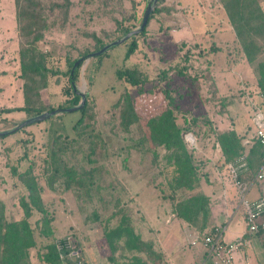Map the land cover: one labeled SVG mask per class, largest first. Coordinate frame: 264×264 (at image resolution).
Listing matches in <instances>:
<instances>
[{
    "label": "rangeland",
    "instance_id": "1",
    "mask_svg": "<svg viewBox=\"0 0 264 264\" xmlns=\"http://www.w3.org/2000/svg\"><path fill=\"white\" fill-rule=\"evenodd\" d=\"M18 1L0 0V131L28 119L24 112L16 111L25 106L19 51L25 43L22 28L28 22L21 15L26 3ZM225 1L163 0L156 4L160 11L149 19L143 35H134L137 49L128 59L124 54L129 39L99 57L87 56L96 52L95 37L107 45L125 35L115 31L116 22L134 16V21L123 24H134L131 30L137 29L151 0L28 2V9L46 26L36 46L49 56L48 68L59 71L48 77V85L39 91V102L34 105L63 109L67 105L63 91L69 86L65 59L81 58L74 84L78 91L86 92L88 108L76 131L72 126L79 114L69 112L0 137V215L6 222L23 219L20 200L25 197L29 201L18 175L29 170L27 177L36 178L39 187L38 200L44 212L33 208L27 219L35 240L26 252L28 264H47L43 261L47 245H57L60 240L67 242V248L64 245L55 264H76L73 255L78 251L86 256L93 253L103 263L111 248L114 260L120 263L157 264L149 258L145 245L129 250L121 238L110 247L104 234L123 216L125 225L132 227L139 239L147 230L143 229V217H153L159 228L154 232H163L165 220H170L171 227L181 225L175 213L178 204L187 196H205L204 192L215 214L224 209L233 214L238 201L230 175L214 171L208 179L205 170H229L216 147L218 132L232 126L241 138L250 136L253 107L248 96L259 90L257 69L264 63V33L251 32L253 59L249 62L228 22ZM255 1L256 10L242 14L246 27L264 24V0ZM126 68L136 69L146 80L143 94L116 77V70ZM161 90L171 92L175 123L182 130L199 181L206 179L203 191L198 183L193 191L173 192L177 178L174 158L179 155L152 142L146 128L148 119L167 109ZM125 94L133 100L138 117L127 128L121 117ZM52 150L58 154L59 166L77 173L68 188L67 177L51 178ZM216 186L220 189L212 190ZM225 188L232 198L227 206L221 204ZM239 213L237 206L234 214ZM45 218L50 221L46 223Z\"/></svg>",
    "mask_w": 264,
    "mask_h": 264
},
{
    "label": "trees",
    "instance_id": "2",
    "mask_svg": "<svg viewBox=\"0 0 264 264\" xmlns=\"http://www.w3.org/2000/svg\"><path fill=\"white\" fill-rule=\"evenodd\" d=\"M15 1H17V4L19 3L18 0ZM23 1L26 4L24 5V12H22L21 15L26 17L28 22L25 24L24 28H22V37L25 38V43L21 46L19 51V76L24 81L23 99L25 106L16 109V111L24 112L27 118H30L43 112L54 110H49L46 107L42 108L35 106L34 103L36 104V101L39 102V91L47 87L48 77L57 75L59 71L57 69L52 70L48 68L46 61L49 56L46 53L39 51L36 46V43L42 39V33L46 28L43 20H38L36 17L37 14L34 13V10L28 9L31 5L28 4L30 0ZM162 1L163 0H158V3L160 4ZM256 8L257 5L255 0H226L224 2V10L228 18V22L232 26L236 37L241 42L245 57L249 62H252L253 59V54L249 51L251 45V42H249L251 32H257L258 34L264 33V24L262 27L260 26V28L246 27L242 23V14L247 11L256 10ZM159 11V9L155 8L149 19H151V17H153V15ZM134 20V16H130L129 18L123 20V22H116L115 31L122 35L126 34L135 26L134 24H130L131 26L124 25V21L129 22ZM144 29L139 33V35L144 34ZM246 38L247 40H245ZM103 46H105V44H103L99 38L95 37L94 50L98 51ZM136 49L137 43L135 36H132L129 39V44H127L124 59H128ZM80 61L81 58L75 60H70L68 58L65 59V64L68 67L67 76L69 86L63 91L64 95L66 96V100L63 103L67 105L62 108L75 106L80 101V96L74 90V82L78 76V68L81 66ZM76 62H78V64L74 66ZM115 75L119 80H123L129 86L137 88L139 94H143V92H145L143 87L146 83V80L140 76L136 69H118L116 70ZM179 75H182V73L179 72ZM257 75V88L260 90V92L264 93V63H262L257 69ZM161 92L163 94L164 100L166 101L167 109L159 114V116H156V118L148 119L146 128L149 130L152 142L156 143V145L163 146L167 150L172 149L174 154L178 153L179 155L177 158L175 155L174 158V165L177 167V178L175 180L174 186L172 187L173 192L178 193L183 190L193 191L199 183L197 170L193 164L192 156L188 153L185 143L183 142L181 134L182 130L175 123V118L172 111L173 108H171L173 107V97L171 96V92L168 90H161ZM121 101L125 107L124 114L121 115V117L123 118V125L127 128L130 126V124L136 122L138 117L135 113L136 111L134 102L128 94H125ZM11 111L13 110H8V112ZM87 111V101H85L84 106L80 110L75 111L79 114V117L72 126L73 130L76 131L79 127H81ZM216 139L224 158V164H234L235 161L241 156V151L243 149L240 139L232 131L219 133L216 135ZM254 147L257 150L258 148L260 149L258 143L254 144ZM50 154V167L52 172L51 178L54 180L55 176L57 175H63L67 177L68 180L66 181L65 185L66 188H68L70 184L74 183V180L77 179V173L65 169L62 165L59 166L57 161L58 158H56L58 154H56L54 150L50 151ZM258 158V162H260L261 153L259 154ZM253 164H255L254 160L252 161L250 158H248L246 160L245 167L237 169L238 180H244L245 175L248 174L247 176H249V170H255ZM241 170L248 171L242 173ZM27 174H29V170L18 175L19 180L23 181L22 184L29 193L28 198L30 202L25 197H22L20 200L24 218L17 222H6L5 219L0 215V264H28V255L26 254L27 249L34 247L35 245L34 232L31 229L27 219L30 216L31 209L37 208V210H39L42 214L44 210L41 209L39 205V197L37 193L39 187L37 186L36 178L33 176L27 177ZM51 182L53 181L50 179V183ZM81 182L82 181H80V183ZM175 213L177 217L196 228L199 232H202L211 224V206L209 205L208 199L202 194L193 196L191 195L182 199L178 204V209H176ZM124 217L125 216H123V220L121 218L113 230H110L104 234V238L108 245L110 247H114L113 245L115 242L121 238H124L126 248L129 250H136L141 245H145V247L150 249L151 247L148 244L146 245L142 243L138 236L134 234L132 227H129L128 224L125 225L127 218L124 219ZM49 221L50 218H45L46 223ZM66 243L67 242L65 240H60L58 242V244L61 246V249H64V245H66ZM46 249H48V251L44 255L43 261L47 264H55L58 262L60 256L57 245L53 242L52 244L47 245ZM109 251L111 254L115 252L114 248H111ZM109 259H111L110 261L114 262L115 264H133L120 263L114 260V258ZM135 262L139 261L135 260Z\"/></svg>",
    "mask_w": 264,
    "mask_h": 264
},
{
    "label": "crops",
    "instance_id": "3",
    "mask_svg": "<svg viewBox=\"0 0 264 264\" xmlns=\"http://www.w3.org/2000/svg\"><path fill=\"white\" fill-rule=\"evenodd\" d=\"M252 97L255 98V101ZM252 97L248 96V100L251 101L250 103L253 107V109L251 110L252 117L250 119L249 138H241V135H239L232 126H230L228 129L218 132H234L240 139L241 146L243 148L241 151V156L239 158L243 157L245 161L250 158L255 162V164H253L255 170H241L242 173H245L247 171L249 172V176H247V174L245 175L244 180H239L246 185V191L244 195H242L241 197V194L234 185V181L229 170H205L208 172V179L212 177L214 171L215 173L220 172V175H224V173L226 175V172L228 175H230L234 188L233 193L235 191L234 194H236L238 201L237 205L233 207V214L232 210L230 211L228 209H224L223 212L219 210V213L215 214L214 210L211 208V223H213V225L211 227L205 228L202 232H198L196 228L179 218L178 219L181 220V222L179 221L181 225H175L177 228H174L175 226L171 227V224L168 225L170 223V220H165L161 223L164 229L163 232H154L159 228L154 222L153 217H143V220L145 219V223H143V229L147 228V230L143 231V235H140L139 240L142 243L146 241L145 243H149L148 245L152 243L151 248L148 249L150 250L149 258L152 260H156V262H158L157 264H264V226L262 228L259 227V230L256 234L248 235L246 234L247 227L245 222V201L253 202L261 199L264 200V178L261 180L256 179V174L260 170L261 166L262 152L260 150L261 148H258V150L255 149L254 144H256V142L250 139L253 135L254 130L253 116L255 112L257 110H261L264 113V93L258 90L254 92V95ZM216 147L224 164V158L222 156L218 143H216ZM259 151L261 153L260 162H258V156L260 154ZM229 164L224 165L226 168H228ZM204 182L205 186L203 187ZM199 183L201 186V191H203L202 189L205 190V187H207L206 179L205 181H203V183H201L200 181ZM223 184L224 182L220 183V186L222 187ZM217 189H220V187L216 186L215 188H212V190ZM228 191L226 188L222 190L221 204H224V206H227L232 201L231 195H229ZM249 193L251 194V198L247 199L246 197ZM204 194L206 197H209L206 192H204ZM237 206L240 208V213L234 214L237 211ZM171 216H173V214H171ZM258 221L260 224L264 225V212L263 214H261ZM145 224L147 226H145ZM215 229H217L221 233V239L225 243H233L239 238L243 241V244L237 250H235L233 254H231V259L228 263L210 256L203 243V237L208 235L209 233L214 232ZM136 233L138 234V232ZM73 256L75 259H77L76 264H115L114 262L110 261L111 259H109L114 258L111 253L106 260H102L103 263H101L100 260V262L97 261V258H95L93 253L86 256L84 252L78 251V253Z\"/></svg>",
    "mask_w": 264,
    "mask_h": 264
},
{
    "label": "built area",
    "instance_id": "4",
    "mask_svg": "<svg viewBox=\"0 0 264 264\" xmlns=\"http://www.w3.org/2000/svg\"><path fill=\"white\" fill-rule=\"evenodd\" d=\"M254 130L253 135L250 138L252 141L258 143L262 152V160L260 170L256 174V179L261 180L264 178V113L261 110H257L253 116ZM248 142V141H247ZM246 161L243 157L239 158L234 164H229L228 169L231 177L234 181V185L239 191V193L244 195L246 191V185L237 179L238 168L245 167ZM244 197V196H243ZM245 208V222L247 227L246 234L252 235L256 234L259 227H263V224L259 223V218L264 212V200H257L253 202L244 203ZM260 224V225H259ZM203 243L206 247L208 254L214 258L220 259L225 262H229L231 259V254L237 250L242 244V239H237L233 243H225L221 239V233L215 229L214 232L209 233L203 237ZM67 248V243L66 247ZM64 248V250H65ZM57 249L59 250V256L61 257L60 244H57Z\"/></svg>",
    "mask_w": 264,
    "mask_h": 264
},
{
    "label": "water",
    "instance_id": "5",
    "mask_svg": "<svg viewBox=\"0 0 264 264\" xmlns=\"http://www.w3.org/2000/svg\"><path fill=\"white\" fill-rule=\"evenodd\" d=\"M157 3H158V0H151L149 6L147 7V9H146V11H145V13H144V15L142 17L140 25H139V27L137 29L127 32L121 38H118V39L110 42L109 44L103 46L98 51L89 54L87 56V58L99 57V56L105 54L111 48L124 43L126 40L130 39L132 36L142 32L143 29L145 28V26H146V24L148 22V19H149L150 15L152 14V12H153V10H154V8H155ZM77 64H78V62H76L74 64V66H76ZM74 90L80 96V101H79V103L77 105L69 107V108L56 109V110H52V111H49V112H44V113H41V114H39L37 116L30 117V118L22 121L20 124H18L17 126L11 128L9 130L0 131V137L13 134V133L19 131L20 129H22L24 127H27L29 125H32V124H35V123H38V122L45 121V120L49 119L50 117L56 116L58 114L75 112V111L80 110L85 104L87 94H86V92L78 91L76 88Z\"/></svg>",
    "mask_w": 264,
    "mask_h": 264
}]
</instances>
